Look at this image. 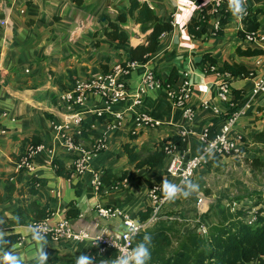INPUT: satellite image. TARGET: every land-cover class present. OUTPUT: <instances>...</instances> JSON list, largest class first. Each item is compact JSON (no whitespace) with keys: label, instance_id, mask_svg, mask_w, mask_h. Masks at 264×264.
I'll use <instances>...</instances> for the list:
<instances>
[{"label":"crops","instance_id":"obj_1","mask_svg":"<svg viewBox=\"0 0 264 264\" xmlns=\"http://www.w3.org/2000/svg\"><path fill=\"white\" fill-rule=\"evenodd\" d=\"M146 1L162 21L173 22L174 31L161 38L159 49L148 62L138 63L126 77L130 97L106 111L103 100L91 95L83 107L70 111L62 95L72 81L109 72L115 65L130 59L131 48L147 43L149 33H143L141 25L136 23L137 13L120 24L129 35L126 45L112 42L105 36L108 24L127 10L129 0H0V22H6L0 26V128L6 132L0 134V264H9V257L17 264H35L55 255H58L56 264H109V261L95 262L93 248L87 242L57 244L48 236L37 237L32 223L20 211L23 198L8 194L10 182L20 186L34 178L45 180L38 197L40 203L48 204L52 211L51 226L67 219L69 210H76L79 216L68 219L75 229H85L93 235H120L125 230L121 221L101 218L95 211L96 206L107 205L137 215L151 205L149 188L169 180L168 160L152 171L136 170L123 145L132 143L138 150L143 147L154 149L164 140L179 137L182 152L189 157L200 155L199 135L204 129H210L214 135L223 124L222 115L215 114L212 108L229 109L218 97L217 86L222 77L219 75H223L220 66L229 62L244 65L249 70L256 69V57H239L237 48L264 50L238 36L244 24L234 17L226 25L223 35L213 32L215 20L221 18L219 13L210 15L206 40L195 39L189 33L190 20L202 8L211 13L214 0H191V4H183L181 0ZM247 7L253 12L260 10L258 32L264 34V0H251ZM204 54H212L219 66L212 69L206 64L199 65ZM172 70L179 75L175 87L182 84L185 74L189 75L194 94L186 105L194 111L192 120L184 116V109L178 107L163 89L147 90L142 105H134V95L148 71H153L164 81ZM261 70L255 72L259 74ZM253 88L252 78L237 77L231 82V89L243 91V102L250 100ZM205 101L209 103L208 108L203 106ZM243 102L237 111L242 109ZM250 104L248 110H242L234 129L243 140L246 138V142L254 140L253 136L264 130V97L251 100ZM141 113L149 114L159 125L135 131ZM100 114L102 119L96 118ZM118 114L122 119L117 117ZM73 116L83 124L91 125L87 139L81 140L85 151L102 140L106 147L93 157L85 173L65 178L53 169V161L64 160L67 171H71L74 155L64 149L54 125L64 124ZM183 130L188 132L184 138L180 136ZM132 132L134 139L130 136ZM34 141L43 145V150L32 158L33 168L20 167L18 158ZM236 157L239 156L221 158L216 164L226 165ZM204 166L198 172L199 176L208 174L209 168H215L210 162ZM104 168L116 173L128 171L127 185H116L100 196L94 179ZM199 176L171 198L164 213L181 211L179 221L191 223L202 216L207 220L213 217L211 212L218 209L217 197L213 192L208 191L205 196L200 191L203 183L197 179ZM169 182L177 184L176 180ZM201 197L204 201L199 207L197 201ZM13 219H22L26 224L13 225L10 223ZM161 219L167 220L166 217ZM13 234L21 235L22 245L10 243ZM141 247L142 244H137L136 250Z\"/></svg>","mask_w":264,"mask_h":264},{"label":"trees","instance_id":"obj_2","mask_svg":"<svg viewBox=\"0 0 264 264\" xmlns=\"http://www.w3.org/2000/svg\"><path fill=\"white\" fill-rule=\"evenodd\" d=\"M135 13H137L135 21L141 25L142 32L149 34L145 45L131 48L128 61L137 64L146 63L159 49L161 38L174 31V24L172 21H162L155 9L146 0H129L127 10L120 13L116 21H111L108 24L105 36L112 42L126 45L129 42V35L120 27V24L126 23ZM259 13L260 10L253 12L249 9V15L243 21L244 29L239 32V37L245 38L248 34L258 32L260 22L257 15ZM219 14L221 15L219 20L220 29L217 35H223L226 25L232 22V16L224 10L219 11ZM209 19L210 16L204 10L190 20L188 30L193 38L207 39ZM236 52L237 56L244 58H254L264 54V51L251 48L245 50L237 48ZM204 64L216 68L219 66L212 54H204L202 56L199 65ZM220 68L221 73L229 74L230 77L227 81L230 84L237 77L251 78L252 71L244 65L224 62ZM156 77L160 79L157 74ZM178 79V72L172 70L169 77L164 80L163 90L167 92L172 87H175ZM232 93L235 98L233 103L237 108L243 102L245 95L243 91L236 89H232ZM96 118L102 119L101 116H96ZM82 127L83 132L77 137V142L87 139L91 125L82 124ZM130 136L131 139H134V132ZM253 139L259 143H264V130L254 135ZM169 140L174 144H181L179 137H172L158 143L154 149L143 147L138 150L137 146L132 143L123 145V149L129 162L136 170L145 169L152 171L168 160L164 145ZM31 144L39 145L36 141L31 142ZM20 160L21 156L18 158V161ZM219 160H221V157L215 156L210 160V164H216ZM53 162L58 165L57 172L61 176L69 178L75 174L74 167H72L71 171H67L64 160L56 159ZM100 175L101 186L98 191L100 196H104L112 187L122 184L128 178L129 172L116 173L113 169L104 168ZM44 184L45 180L34 178L20 186L10 182L8 188L9 195L18 194L19 197L23 198L20 211L27 216V220L32 224L43 223L51 217L52 211L49 205H42L38 197L39 190ZM170 188L171 186L168 184L163 195ZM1 201L2 199L0 198ZM152 212L153 208L150 205L145 211H140L134 216L141 221H147L151 217ZM167 212L164 213L163 211V218L166 217L168 219L179 215L178 213L168 214ZM166 213L168 214L167 216H165ZM220 213L219 220L209 225L206 233L200 232L199 228L183 232L174 227V225H178L176 222L168 224L167 220L163 221V219H160L153 228L140 233L136 237L135 248L137 244H142V247L147 250L148 256L144 259V264H264V208L262 207L252 215H249L244 210H233L232 207L228 206L224 207ZM78 216V211L69 210L67 219H75ZM248 218L254 219V222L250 224ZM10 223L22 226L26 224V221L13 219ZM174 237H176L178 243L176 247H174ZM20 238V234H13L9 240L11 244H17ZM138 252L136 250L133 264H136ZM93 254L95 262H110L116 257L117 251L109 248L104 254H100L99 248L96 247L93 248ZM57 261L58 255H55L49 260H39L35 264H56Z\"/></svg>","mask_w":264,"mask_h":264},{"label":"built area","instance_id":"obj_3","mask_svg":"<svg viewBox=\"0 0 264 264\" xmlns=\"http://www.w3.org/2000/svg\"><path fill=\"white\" fill-rule=\"evenodd\" d=\"M251 0H241V11L235 12V8L231 0H214V8L207 15H215L219 11L224 10L231 14L239 22L243 23L244 19L249 15L248 3ZM205 9L202 8L200 13ZM6 22H0V26H4ZM220 29L218 19L213 24V32L217 35ZM245 40L258 44L264 50V34L260 32L248 34ZM256 69L251 70V78L254 80V88L250 94L251 98L247 102H243L242 109L237 111L233 103L235 99L232 93L231 84L227 81L229 74L219 75L221 80L217 86L218 97L229 106V109L220 111L217 107H213L215 114L222 115L223 124L221 129L212 135L210 129H204L199 135V141L202 145V153L200 155L189 157L186 153L179 149L178 144L172 142L164 145V150L168 156L167 174L169 180H176L177 184L171 185L169 180L163 181L160 184L153 185L148 190L150 204L153 208L151 217L147 221H141L134 215L123 211L120 208L98 204L95 208L97 215L103 219H118L121 221L125 230L120 235H93L85 229H75L73 224L68 219L60 220L54 226L49 224V219L43 223L32 224L35 235L37 237L48 236L50 240L57 244L66 242L80 243L87 242L92 248H99L100 254H104L109 248L116 249L117 255L110 261L109 264H133L136 254V237L156 225L163 217L165 205L171 198L179 195L181 189L190 184L196 172L204 165H207L210 160L219 156L221 158L234 157L242 155L243 137L235 132V126L239 119L242 110L246 111L251 106V100L257 97H264V54L256 57ZM138 64L126 61L125 63L117 64L112 70L105 73H100L96 76L86 79H76L72 81L68 90L63 92L62 100L68 110L72 111L76 107H83L91 95L99 96L103 102L106 111H111L114 105L126 101L130 97V91L126 77L137 68ZM261 68V72L257 74L255 71ZM215 69V67H212ZM164 81L157 79L153 71H148L143 79L139 90L134 95V105H142L144 93L147 90H162ZM174 103L184 109V116L188 120L194 118V111L187 107L186 102L194 94L193 86L189 80V75L185 74L184 80L178 87H172L167 91ZM205 108L209 107V103H203ZM1 114V112H0ZM101 116V114H100ZM119 119L122 115L118 114ZM137 130L154 128L159 125L149 114L141 113L137 119ZM82 122L77 116L69 117L64 124L54 125L58 140L61 142L64 149L74 155L72 159V167L75 169L76 175H81L86 172L88 165L105 147L104 140L94 143L90 149L85 151L81 146V141L77 142V137L82 134ZM5 130L0 128V134H5ZM188 134L183 130L180 136L184 138ZM43 145L29 144L19 161L20 167L33 168L32 158L34 155L42 151ZM53 169L58 170V165L53 162ZM127 179L121 184L123 187L127 185ZM95 186L99 189L101 186L100 174L95 175ZM171 186L174 189V194L169 195L168 192L163 195L165 189ZM203 197L197 201V206L203 204ZM167 219V218H166ZM177 216L168 218L167 220H176ZM252 224L254 219L248 218ZM199 231L206 233L207 228L202 227ZM23 239L20 238L18 244L22 245Z\"/></svg>","mask_w":264,"mask_h":264},{"label":"rangeland","instance_id":"obj_4","mask_svg":"<svg viewBox=\"0 0 264 264\" xmlns=\"http://www.w3.org/2000/svg\"><path fill=\"white\" fill-rule=\"evenodd\" d=\"M246 141L245 138L241 149L242 155L231 159L226 165L215 164L213 170L212 168L208 169V174L199 176L198 172L203 168L202 166L193 178L194 180L196 176H199L197 179L203 183L200 191L204 195L210 191L217 197L218 209L214 208L211 212L213 219L207 220L202 216L193 223L176 219L167 222L168 224L176 222L178 225H174V227L183 232H188L195 228L200 229L203 226L208 229L209 225L219 220L218 216L223 207L230 206L233 210L241 209L249 215H252L262 207L264 208V143H259L255 140ZM199 182L196 181L198 184ZM167 213H178V216L182 214L180 211H168ZM167 213L165 216L168 215ZM173 240L174 247H176V237Z\"/></svg>","mask_w":264,"mask_h":264},{"label":"clouds","instance_id":"obj_5","mask_svg":"<svg viewBox=\"0 0 264 264\" xmlns=\"http://www.w3.org/2000/svg\"><path fill=\"white\" fill-rule=\"evenodd\" d=\"M183 4H191V0H181ZM232 5L235 8V12H240L241 11V0H231ZM194 8L195 5H192ZM174 189L169 190V195L174 194ZM148 256L147 250L141 247L139 249L138 255L136 256V264H144V259ZM9 264H17V261L13 257H9Z\"/></svg>","mask_w":264,"mask_h":264}]
</instances>
